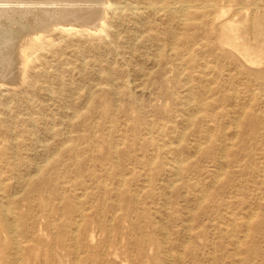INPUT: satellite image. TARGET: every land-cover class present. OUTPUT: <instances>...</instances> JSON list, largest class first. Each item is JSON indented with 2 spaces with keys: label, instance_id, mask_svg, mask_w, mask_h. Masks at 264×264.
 <instances>
[{
  "label": "rangeland",
  "instance_id": "obj_1",
  "mask_svg": "<svg viewBox=\"0 0 264 264\" xmlns=\"http://www.w3.org/2000/svg\"><path fill=\"white\" fill-rule=\"evenodd\" d=\"M0 1V264H264V0Z\"/></svg>",
  "mask_w": 264,
  "mask_h": 264
},
{
  "label": "bare ground",
  "instance_id": "obj_2",
  "mask_svg": "<svg viewBox=\"0 0 264 264\" xmlns=\"http://www.w3.org/2000/svg\"><path fill=\"white\" fill-rule=\"evenodd\" d=\"M1 2V1H0ZM256 2V1H255ZM5 2H3L2 4H4ZM7 3V2H6ZM31 3V2H30ZM45 3V2H44ZM47 3V2H46ZM93 3V2H92ZM99 3V2H98ZM12 4V3H11ZM28 4V3H27ZM32 4V3H31ZM36 4V3H35ZM38 4H39V2H38ZM51 3H49L48 5H50ZM57 4V3H56ZM88 4V3H87ZM0 5H1V3H0ZM5 5V4H4ZM3 5V6H4ZM18 5V4H17ZM24 5H25V2H24ZM40 5V4H39ZM94 5H95V3H94ZM106 5V4H105ZM108 5V4H107ZM106 5V6H107ZM3 6H2V8H3ZM19 6V5H18ZM22 6V8L23 7H25V6H23V5H21ZM30 6V5H29ZM29 6H28V8H29ZM32 7H33V5H31ZM36 6V5H35ZM41 6V5H40ZM52 6V5H51ZM54 6V5H53ZM52 6V7H53ZM62 6V5H61ZM65 5H63V7H64ZM66 6H68V5H66ZM71 6V5H70ZM78 6V5H77ZM82 6V5H81ZM84 6V5H83ZM90 6V5H89ZM109 6V5H108ZM163 6V5H162ZM188 6H190V5H188ZM210 6V5H209ZM1 7V6H0ZM8 7H9V3H8ZM7 7V8H8ZM13 7V6H12ZM31 7V8H32ZM37 7V6H36ZM35 7V8H36ZM57 7V6H56ZM62 7V8H63ZM75 7H76V5H75ZM102 7V6H101ZM184 6L182 5V6H180V5H178V4H173V5H170V6H168V7H166V9L168 8L172 13H176V14H178V13H180L182 10H185L184 8H186V6L183 8ZM6 8V7H5ZM15 7H13V9H14ZM21 8V7H20ZM21 8V9H22ZM27 8V7H26ZM40 8V7H39ZM43 8V7H42ZM44 8H45V6H44ZM47 8H49L48 6H47ZM68 8V7H67ZM71 8V7H70ZM88 8V7H87ZM100 8V7H99ZM193 8V7H192ZM196 8V7H195ZM206 8V7H205ZM1 9V8H0ZM12 9V8H11ZM16 9V8H15ZM17 9H18V7H17ZM46 9V8H45ZM55 9V8H54ZM59 9V8H58ZM75 9V8H74ZM76 9H77V7H76ZM200 9V8H199ZM211 9V8H210ZM256 9V8H255ZM204 10V9H203ZM34 11H40V10H34ZM70 11V10H69ZM69 11H66V10H60V11H53L52 13H53V16L51 15V18H50V20H48L47 22H46V24L48 25H53V27L55 26H60V25H71L72 27L74 26V24H75V26H77V24H79L80 25V23H81V21H84V19L82 18V17H80V16H78V15H75V14H73V13H71V12H69ZM73 11V10H72ZM97 12H98V10H97ZM169 12V11H168ZM33 13V12H32ZM44 13V12H43ZM51 13V14H52ZM96 13V12H95ZM182 13H184V12H181V14ZM21 14H22V12H21ZM35 14V13H34ZM39 14V13H38ZM88 14V13H87ZM43 15V14H42ZM221 15V14H220ZM177 16V15H176ZM23 18V17H22ZM30 18V17H29ZM30 19H32V18H30ZM41 19V18H40ZM45 19V18H44ZM92 19V18H91ZM225 19V18H224ZM2 22V21H1ZM0 22V23H1ZM25 23V22H24ZM27 23V22H26ZM181 23V22H180ZM7 24V23H6ZM264 24V23H263ZM24 25V24H23ZM4 27H5V25H4ZM32 27H34V26H32ZM37 27V26H36ZM92 28V27H91ZM49 29H50V27H49ZM73 29H74V27H73ZM90 29V28H89ZM46 30V29H45ZM38 31V30H37ZM40 32V31H39ZM42 32V31H41ZM46 32V31H45ZM25 36V35H24ZM22 38H24V37H22ZM12 42V41H11ZM5 46V45H4ZM13 46H14V44H13ZM3 48H1V50H2ZM8 49H11L10 47L8 48ZM16 49V48H15ZM3 51V50H2ZM6 52V51H5ZM4 52V54H6ZM1 53V52H0ZM11 56H12V54H10ZM2 56V55H1ZM3 58V57H2ZM14 60V59H13ZM10 61V60H9ZM2 62H4V61H2ZM5 62H6V60H5ZM4 62V63H5ZM9 63V62H8ZM14 65H15V63H14ZM2 67H3V64L1 63V60H0V72H1V70H2ZM6 67V66H5ZM5 67H4V69L3 70H5ZM10 69V68H9ZM7 73V72H6ZM1 78H5V77H3V73H1ZM7 79V78H6ZM10 81V80H9ZM246 124V122L244 123V125ZM220 165V164H219ZM234 225V224H233ZM77 258H79V256L77 257ZM78 261H79V259H78Z\"/></svg>",
  "mask_w": 264,
  "mask_h": 264
}]
</instances>
